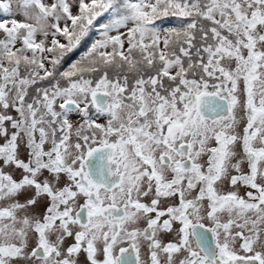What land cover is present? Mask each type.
I'll return each instance as SVG.
<instances>
[{"label": "snow or ice", "instance_id": "obj_1", "mask_svg": "<svg viewBox=\"0 0 264 264\" xmlns=\"http://www.w3.org/2000/svg\"><path fill=\"white\" fill-rule=\"evenodd\" d=\"M0 264H264V0H0Z\"/></svg>", "mask_w": 264, "mask_h": 264}]
</instances>
